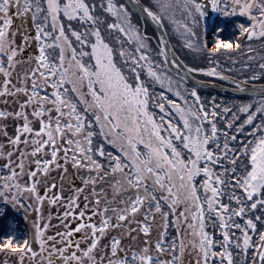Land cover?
I'll return each instance as SVG.
<instances>
[{
    "label": "snow or ice",
    "instance_id": "snow-or-ice-1",
    "mask_svg": "<svg viewBox=\"0 0 264 264\" xmlns=\"http://www.w3.org/2000/svg\"><path fill=\"white\" fill-rule=\"evenodd\" d=\"M100 8L115 22H109L107 16L101 20L94 14L97 4L88 0H45L43 7L40 0H0V98H4L5 108L9 107L8 97L14 102L11 111L0 108V139L5 141L0 143V157L6 160L3 171L7 172L0 175V197L20 204L31 200V196H24L30 193L42 207L47 193L41 195L38 185L46 182L53 166L61 167L60 153L65 165L71 158L73 167L95 171L94 176L84 180L86 186L92 185L95 196L91 212L87 204L77 211L84 188H77L67 201L64 220L78 216L76 225L63 221L59 227L52 225L51 216L45 222L41 213L39 222L33 221L31 236L0 237V252L17 257L16 264H186L190 248L196 256L194 264H235L234 247L237 254H244L242 264H264V230L258 229V223L264 228V88L254 111L252 104L238 107V112L246 114L239 122L240 116L228 107L213 102L206 109L195 89L191 91L195 105L187 100L183 105L168 100L163 92L153 98L138 70L146 67L149 78L169 87L171 77L157 69L171 63L178 75L183 71L176 59L169 61L168 38L163 34L166 24L179 30L177 8L191 18L193 26L200 18L208 17L209 10L226 18L245 16L248 22L237 23L236 28L239 37L251 41L264 39V0H107L106 8L104 4ZM129 9L161 28L157 55L163 63L149 56L151 38L146 27L139 22L133 24ZM26 15L34 22L38 15L41 17L34 37L40 41L39 54L28 57L34 67L17 73L13 83V70L20 63L17 57L24 51L11 32L13 16ZM73 22L81 24L82 30L73 29ZM101 24L106 31H102ZM66 26L74 41L66 33ZM182 27L185 33L196 36L188 24ZM113 30L125 38L117 41L118 49L106 38V32ZM226 31V23L216 26L209 55L241 48L240 39L227 38ZM23 40L27 42L29 37L25 35ZM125 43L132 49H125ZM187 47H195L191 39ZM202 47H208L207 40ZM56 49L58 56L50 57L48 50ZM260 68L261 73L251 79L264 75V64ZM188 72L230 79L218 65L189 68L185 76ZM235 83L238 90H244L246 81ZM180 95L176 91V96ZM229 115L232 119H227ZM257 119L260 123L254 124ZM9 120L19 121L12 136ZM218 120H226V131L218 128ZM246 125L253 126L250 138L238 140L236 133H243ZM100 139L114 145L119 154L106 151L104 143H94ZM63 170L67 172V167ZM21 175L32 177V182L21 185ZM109 179L114 181L110 185L113 194L101 208V196L108 199V193L96 185ZM120 193H124L123 199L112 206ZM59 199L54 195L50 202L56 204ZM141 209L144 217L139 232L145 237L150 236L158 216L163 222V231L154 245L145 239L139 250H125L117 236L111 238L110 245L102 244L109 229L130 227ZM94 216L100 217L99 224L92 222ZM237 218L246 219L240 224L234 222ZM170 221L178 235L167 240ZM217 226L222 239H215L207 230ZM230 229L240 235H230ZM132 231L128 238L134 240ZM76 233L82 234L80 240L74 239ZM250 233L258 239L253 241ZM36 241L39 252L33 248ZM81 241H86L84 247ZM250 247L254 250L252 256H248Z\"/></svg>",
    "mask_w": 264,
    "mask_h": 264
},
{
    "label": "rangeland",
    "instance_id": "rangeland-1",
    "mask_svg": "<svg viewBox=\"0 0 264 264\" xmlns=\"http://www.w3.org/2000/svg\"><path fill=\"white\" fill-rule=\"evenodd\" d=\"M35 2V0H34ZM44 3L45 0H40V4ZM90 3L97 4V12L100 16L101 20L105 19V17H108L109 22H115L114 19L111 18V14L105 13L104 8H100L101 4L105 5L107 0H88ZM116 3H123L121 0H115ZM142 3L146 2V0H141ZM42 6V5H41ZM95 11V10H94ZM131 12V10L129 9ZM140 17L136 14L132 13V19L133 24H137L139 22L140 26L142 28L146 27L147 35L151 38L150 39V49H149V56L156 60L158 63H163L159 56L157 55V33L155 30L143 20L139 19ZM64 19L65 24L67 25L68 21ZM175 20L179 22V30H176L175 25L166 24L165 28L167 29V34L170 39V43L172 47L174 48L175 52L178 53L177 55L179 58L186 63H184L188 68L193 67H210V66H219V70L223 72L225 76L230 77V79L225 80L221 76H210L207 73H198L199 78L204 81L209 82H217L219 84H222L224 86H230V87H238L237 83H235V80H239L246 83H253L254 81H264V75H259V78L257 79H251L253 75H258L261 73L260 65L264 64V39L260 38H254L251 41L246 40L243 37H239V32L236 28L237 23H247L248 18L245 16H236V17H224L220 13L214 12L212 18H211V24L208 25V22L205 17L200 18L199 23L196 26H193L191 23V18L186 14L182 13L180 9H176L175 11ZM27 22V19L24 20ZM38 21H41V17L39 16ZM148 24V26L146 25ZM188 24L189 27L193 28V31L196 32V36L192 37L190 34L185 33V30L183 29V24ZM222 23H226L227 25V31L225 32V36L227 38L231 39H240L241 41V48L240 49H232V50H224L221 51L219 54L215 55H209V52L211 48L213 47V35L216 26L221 25ZM102 31H106L105 25H100ZM72 28L76 30H82V25L73 22ZM66 33L69 34V38H74L70 36L69 29L65 28ZM181 33H184L183 35ZM106 38L107 40L113 44V47L118 49L119 44L117 43L118 40H124L125 38L120 34L119 32L113 30L110 33L106 32ZM191 39L195 45L194 48L189 49L187 47V41ZM207 40L208 47L203 48V42ZM75 43V42H74ZM125 49L131 50L132 45L125 43L124 44ZM249 47H251L252 51H249ZM199 49V50H197ZM51 55H53V58L58 56V49L55 51L51 50ZM249 57H252L251 60H249ZM119 59V57H117ZM245 65H249V67H245ZM144 77L145 81H151L152 86L149 88L150 95L153 98L159 97L160 93L163 92L168 100H176L177 103H180L183 105V101L187 100L190 104L195 105V101L193 100L191 96V91L195 89L198 94L200 95V102L204 103L206 109H210L212 107L213 102L216 104H219L221 108L228 107L232 110V112L236 113V115L240 116V121L242 122L246 118V114L238 112V107L243 106L245 104H252L253 105V111L255 110V107L259 105L261 98L251 97V96H239L234 95L227 92H218L211 89H204L201 87H197L193 85L191 82L186 80L181 75H178L174 72H172L168 66L166 65L163 69H157V71H166L167 75L171 77L172 84L171 87L168 86V84L161 85L160 83L154 81L153 79L149 78L147 76V69L146 67H143L141 69H138ZM154 87V88H153ZM176 91L180 92V97L176 96ZM161 102H165L164 100H161ZM166 107L169 108V106L166 103ZM152 110L154 111L155 108L152 107ZM223 116V113H221ZM227 119H232V116L229 115ZM260 123V120L257 119L254 121V124ZM226 124V120H218L217 126L221 129V131H226L227 129L224 127ZM207 127V124L205 125ZM253 126H245L243 133H236L238 136V140H243L246 137L250 138L249 134L252 132ZM233 132L235 129L232 130ZM231 134V133H230ZM224 142V137L221 134L220 136V143L221 145ZM103 143V142H102ZM105 149L108 152H112L114 155L119 154V150L114 145H109L105 143ZM236 146V145H233ZM4 158L0 157V162L3 161ZM0 175H6V172L3 171V168H0ZM2 191V190H0ZM227 191V190H226ZM226 201H227V197ZM37 204V203H36ZM47 205V204H46ZM167 210V209H166ZM10 211V212H9ZM20 213V208L15 205L14 202L5 200L4 203H0V237L6 236V235H15L17 238H19V233L17 230L19 229V222H18V214ZM26 213V212H25ZM144 214V209H141V212L137 213L135 219H142ZM260 213L257 212L256 215H259ZM6 216V220L3 221V217ZM53 217L58 220H62V217H59L57 213L53 214ZM78 218V217H76ZM75 218V219H76ZM244 219L246 218H237L234 220L235 223H244ZM154 224H158L159 228H162L163 222L160 219V217H157V220ZM17 228V230H16ZM134 228V227H132ZM258 229L264 230V228L261 227V225L258 223ZM210 234L214 236L215 239H222L221 229L219 226L212 228L209 227L207 229ZM111 229L106 233L103 240H110L111 237ZM178 233L173 225V222L170 221L169 228H168V236L165 237L167 240H171L173 236H177ZM230 235L239 236L240 233L235 229H230ZM253 241H256L258 239V236L255 233H252ZM190 238V237H189ZM80 240V239H78ZM233 254H234V261L235 264H242L243 257L241 256V252L237 254V250L233 247L232 248ZM251 252L254 255V250L251 249ZM251 255V256H252ZM239 257V258H238ZM196 259L195 253L191 251L189 248L186 251L185 255V262L186 264H194V261Z\"/></svg>",
    "mask_w": 264,
    "mask_h": 264
},
{
    "label": "flooded vegetation",
    "instance_id": "flooded-vegetation-1",
    "mask_svg": "<svg viewBox=\"0 0 264 264\" xmlns=\"http://www.w3.org/2000/svg\"><path fill=\"white\" fill-rule=\"evenodd\" d=\"M44 4L45 2L44 3L42 2L41 4L42 7L44 6ZM38 18H39V15L37 16V20L34 22L31 19V16H27V15L25 17L13 16V25H12L11 32L14 34V39L16 40L17 45H20L24 49V51L20 53L17 57V60H19L20 63H17L13 70V73H12L13 83H16L17 73L23 74L29 69L30 65L34 67L33 61H29L28 57L29 56L35 57L36 55L39 54L40 41L34 39L36 24L42 22V20L38 21ZM26 19H27V22L24 21ZM25 35L29 37V40L27 42L23 40V36ZM48 51H49L50 57L53 58V55H51V50H48ZM2 79H3L2 74H0V80ZM7 103L9 107L5 108L4 98H0V108H3L7 111H11L12 108L14 107L13 98L8 97ZM7 123H8V129H9V136H12L15 132V128L19 124V121L9 120ZM92 130H95V129H92ZM97 142L102 143V139L98 141H94V143H97ZM0 143H5V141H3V139H0ZM21 149L23 150V146H21ZM58 161L61 164V167L57 169L55 168V166H53L46 178V182L44 184L38 185V189L41 195H44L45 193H47L43 206L41 207L38 204V202L35 200V197L30 193H24V196L26 198L31 196V200L25 199L21 201L20 204H15L17 207L20 208V213L18 214V222L20 223L19 224L20 226L18 230L16 228V230L18 231L16 233H19V238L20 237L27 238L31 236L32 231H33V221L39 222L38 218L41 215V213L44 216L45 222H48V218L49 216H51L52 225H56L59 227L61 225V221H63L64 223L70 224V225H76L79 220L78 216H77L78 218L76 219L69 217L68 220H64L63 213L64 211L68 210L67 201L76 194L75 190L77 188H84V191L81 194L80 200L78 201V203L80 204V209H78L77 211L84 210L86 204L88 206L87 211L89 213L94 208L95 196L92 193V185L89 183L86 186L84 184V180L88 179L90 175L94 176L95 171L73 167L71 163V158H69L68 164L65 165L64 160H63V153L58 154ZM101 162H103V160H101ZM5 163H6V160L4 158V160L0 162V168L4 169ZM25 163H26V171H27V165L29 161L26 160ZM64 167H67V172L63 170ZM6 175H7V172H6ZM18 179L21 185H26V184H30L33 178L28 175H21L18 177ZM113 182H114L113 180L109 179L106 181H101L96 185L97 189L104 188L105 192L108 193V199H105L103 195L101 196V205H100L101 208H103L105 204L109 203L110 201V198L113 194L110 188V185ZM52 184H55V188L51 187ZM0 190L3 191L2 188H0ZM127 194L131 195L132 193L129 192ZM54 195L61 197V199H59L56 204H52L50 202V198ZM85 196H87L88 198L87 200H84ZM123 196H124V193L117 194L116 201L112 202V206H116L119 203V201L123 199ZM4 202L5 200L2 197H0V203H4ZM146 207L147 205H145V208ZM34 209L36 210L34 211ZM55 213H57L59 217H62V220L55 219L53 217V214ZM143 217H144V214H143ZM5 218L6 216L3 217L2 220L5 221L6 220ZM136 221H140L141 223L137 224ZM92 222H96L99 224L100 217L99 216L92 217ZM142 222H143V218L139 220L135 219L132 222L130 227L128 225H125L121 227L119 230L111 229L110 240L108 241L102 240V244L110 245L111 238L113 236H117V237H121V248L125 250H129L130 247H135L137 250H139V248L142 247V241L145 239H150L152 241V244L154 245L155 241L160 238V234L163 231V226L162 228H159L158 224H153V230L150 236L145 237L143 233L139 232V228L142 226ZM149 222L151 223L150 217H149ZM60 230H62V227L60 228ZM129 231H132V234L133 236L136 237V239L133 240V239L128 238ZM49 234H52L51 229L49 230ZM81 235H82L81 233L74 234V239L76 240L81 239ZM85 243L86 241H81V247H84ZM165 247H167V245H165ZM33 248L35 251L39 252V242L38 241L33 243ZM77 254L79 255V252ZM16 260H17V257L11 254H7L5 252H0V264H16Z\"/></svg>",
    "mask_w": 264,
    "mask_h": 264
},
{
    "label": "water",
    "instance_id": "water-1",
    "mask_svg": "<svg viewBox=\"0 0 264 264\" xmlns=\"http://www.w3.org/2000/svg\"><path fill=\"white\" fill-rule=\"evenodd\" d=\"M123 1H124V3H126V0H123ZM212 16H213V11L209 10V15H208V17H206L208 25H210V23H211ZM139 17L141 18V20H143V18L141 16H139ZM143 21L147 22L155 30V32L157 33L158 36L161 35V28L159 26L155 25L154 23H152L150 21H145V20H143ZM163 34L165 36H167V38H168L169 61L173 58L176 59L177 62L181 65V68L183 70L180 72L179 75L184 77L186 80L191 82L193 85H195L197 87L204 88V89L215 90L218 92H227V93H231V94L239 95V96H251V97L261 98L259 93L262 90V88H264V83L263 84L244 83V90L240 91V90H238L239 85H237L238 87H230V86H224V85L219 84L217 82H209V81L201 80L199 78L198 73L196 74V72H188L185 76L186 69H189V68L179 58V56L175 52L174 48L172 47V45L170 43L169 36L167 34V31H164ZM167 66L172 72L177 74V69H176L175 65L168 63ZM235 81H237V80H235Z\"/></svg>",
    "mask_w": 264,
    "mask_h": 264
},
{
    "label": "trees",
    "instance_id": "trees-1",
    "mask_svg": "<svg viewBox=\"0 0 264 264\" xmlns=\"http://www.w3.org/2000/svg\"><path fill=\"white\" fill-rule=\"evenodd\" d=\"M121 1L124 3L123 0H121ZM130 10H131V9H130ZM131 12H132L133 14L136 15V13L133 12L132 10H131ZM94 14L98 15L97 10L94 11ZM205 18H206V17H205ZM139 19H141V18H139ZM206 20H207V19H206ZM210 24H211V23H210ZM146 25L148 26L147 23H146ZM177 54H178V53H177ZM178 55H179V54H178ZM183 62L186 63L184 60H183ZM141 63H143V62H141ZM141 79H144L142 73H141ZM145 83L147 84V86H148L149 88L152 86V84H154V83H152L151 81H149V82H148V81H145ZM263 83H264V81H254L252 84H263ZM153 88H154V87H153ZM256 98H257V97H256ZM166 108H168V107H166ZM150 110L153 111V110H152V107H150ZM154 111H156V109H155ZM100 140H101V139H100ZM102 142H103V143H104V142L107 143L106 141H103V140H102ZM224 201L227 202L225 197H224ZM250 235H252V233H250ZM252 237H253V236H252ZM251 249H252V248L250 247V248H249V251H248V256H251V255L253 254V253L251 252ZM243 255H244V254L241 252V256H242V257H243ZM238 258H239V257H238Z\"/></svg>",
    "mask_w": 264,
    "mask_h": 264
}]
</instances>
